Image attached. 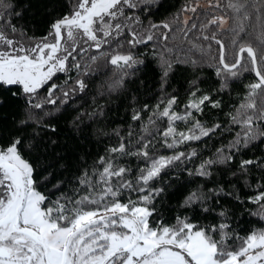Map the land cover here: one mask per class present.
Wrapping results in <instances>:
<instances>
[{"label": "snow or ice", "instance_id": "obj_1", "mask_svg": "<svg viewBox=\"0 0 264 264\" xmlns=\"http://www.w3.org/2000/svg\"><path fill=\"white\" fill-rule=\"evenodd\" d=\"M156 2L157 0H75L72 11L54 20L48 35L31 47H24L9 38L5 29L0 27V85L19 86L27 97L29 109L42 108L40 103H33L34 97L38 90L49 84L57 72L70 70V59L74 61L71 67L79 72L81 64L75 62V52L83 54L89 48L100 51L105 45L110 46L125 30L130 37L127 43L135 47L151 41L153 30L170 28L166 22L161 25L150 23L141 34L129 25V21L140 23V18L128 16V11L139 8L143 12ZM0 7L10 6L0 0ZM226 7L239 13L245 4L240 3V0H229ZM189 10L195 12L196 9ZM256 11L264 13V0H261ZM248 18L245 13L242 20ZM229 19L232 18L214 16L200 25L201 38L219 45V62L216 68V75L221 79L219 90L227 89L229 79L237 77L241 71H251L257 79L247 86L248 102L241 104L231 117L232 123L243 127L242 135L238 133L227 150L217 149L214 158L202 161L195 174L204 177L211 176L210 169L214 165L230 163L233 149L239 150L252 141L264 139V129L261 128V124H264V108L258 109L253 102L258 90L264 92V17H258L262 22V31L256 47L251 42H241L242 37L241 40L236 39L245 31L242 20L236 21L237 30L232 42L237 47L232 63L228 62L225 45L217 38L216 32L204 34L209 26H215L217 31L222 30ZM0 24H7L12 32L16 31L15 26L10 21H4L2 16ZM191 27L195 29L197 25L193 23ZM184 35L187 37L188 31ZM65 36L67 40L73 41L71 51L64 45ZM77 37L82 38L89 48H78ZM164 39L167 40L166 35ZM106 55L101 52V56ZM90 59L96 62L100 57L91 56ZM107 62L117 70L132 68L141 63L130 53L113 54ZM162 67L163 82L172 65L165 61ZM85 87L84 81L77 79L72 89L62 93L64 99L59 102L66 103L72 92L77 88L83 91ZM59 88L57 84H51L48 88L49 104L58 103L53 96ZM198 91L191 92L183 114L172 110L177 102L174 96L167 101L163 111H159L160 105H157V112L149 117L143 130L147 132L149 125L157 117L167 118L168 127L161 135L164 145L170 149L210 137L222 126L218 123L206 126L199 119H194L193 113H201L205 104L219 108L221 102L213 100L210 94L197 98ZM132 119L139 120L140 114H134ZM28 121L48 127L42 125L29 111L27 118L19 121L17 134L9 133L0 142V264H264V231L252 232L246 237L236 236L235 239L240 244L232 248L228 241L233 237L227 231L229 225L226 223L201 228L191 223L187 217L178 216L172 225L157 222L156 227L150 226L149 218L155 212V208L151 207L152 201L162 189H149V181L158 177L163 169L196 156L195 149L188 153L177 152L171 156L155 157L150 155L151 140L141 138L135 145V152H128L122 141L118 147L108 150L112 158H99L100 168L93 175L85 172L77 178L79 187L75 190V196L61 194L51 199L48 193L40 190L46 187L48 177L42 178L33 163L22 155L21 145L24 144L25 136L19 133ZM177 121H187L192 126L187 132H178L175 127ZM49 130L54 132L55 128ZM0 137H3V133H0ZM117 153L141 157L150 163L141 169L135 181L126 180L123 178L131 169L114 163ZM254 163L256 161L243 160L240 169L246 171ZM60 187V184L53 185V190L58 192ZM124 190L135 191L138 199L122 202ZM219 192L222 193L223 189H219ZM201 199L193 193L184 203L192 204ZM261 201H264V192L253 198V202ZM203 211L207 212L209 209L204 208ZM219 215L224 216L225 213L221 212ZM216 233H219L218 239L215 238Z\"/></svg>", "mask_w": 264, "mask_h": 264}, {"label": "trees", "instance_id": "obj_2", "mask_svg": "<svg viewBox=\"0 0 264 264\" xmlns=\"http://www.w3.org/2000/svg\"><path fill=\"white\" fill-rule=\"evenodd\" d=\"M196 1L199 0H157L143 12L139 8L132 9L131 12L140 18L138 32L141 34L150 23L161 25L166 22L170 28L153 30L151 41L135 47L127 43L130 37L125 30L110 46L105 45L100 51L75 52V62L81 64L79 72L71 67L74 61L70 59L68 72L55 74L48 85L38 90L33 103H40V109H29L27 97L19 86L0 85V133H3L0 142L9 133L17 134L19 121L26 119L29 111L42 125L48 126L42 127L34 121H28L19 134L25 136L24 144L21 145L24 158L33 163L42 178L48 177L46 187L40 190L48 193L51 199L61 194L75 196V190L79 187L77 178L85 172L93 175L100 168L99 158H112L108 150L118 147L122 141L128 152H135L137 141L141 138L151 140L150 155L155 157L188 153L195 149L196 156L163 169L158 177L149 181V189H162L152 201L151 207L155 208V212L149 218L150 226L156 227L157 222L172 225L178 216L187 217L201 228L226 223L229 225L227 231L233 237L228 244L234 248L240 244L236 236L246 237L252 232L264 231V201L253 202L254 197L264 192V139L252 141L239 150L233 149L232 161L227 165H214L210 169L211 176H199L195 171L203 160L214 158L217 149L227 150L237 134L242 135L243 127L232 123L231 117L241 104L248 102L247 86L256 82L257 78L251 71H241L237 77L229 79L227 89L219 90L221 79L216 75L219 45L201 38L200 25L214 16L228 15L221 8L211 7L201 9L188 20L189 23L183 24V9ZM2 3L10 7H0V16L16 28L12 32L7 24H0L6 34H15L25 41H35L49 33L54 20L72 11L75 0H2ZM240 3L245 4V7L239 13L232 10V19L222 30L217 31L215 26H209L204 32L206 35L216 32L217 38L225 45L229 63L234 61L237 47L232 42L237 20H242L245 13L249 17L242 20L245 31L236 37L237 40L242 37L241 42L258 46L262 31V22L258 17H264V13L256 11L261 0H240ZM193 23L197 25L195 29L191 27ZM185 31H188L187 37ZM165 35L167 40L164 39ZM101 52L107 55L101 56ZM116 53H130L141 63L117 70L107 62ZM91 56H99L100 59L93 62ZM100 60H105L103 67L88 71ZM165 61L171 63L172 67L162 82V65ZM77 79L84 81L85 89L80 91L77 88L66 103L59 102L64 99L62 93L72 89ZM51 84L60 86L53 96L58 100L55 105L47 102ZM197 89V98L210 94L213 100L221 102L219 108L205 104L201 113H193L194 119H199L206 126L217 123L222 126L210 137L170 149L164 145L161 135L168 127L167 118L157 117L147 132L143 130L149 117L157 112V105H160L159 111H163L167 101L174 96L177 102L173 109L183 114L191 92ZM253 102L258 109L264 108V92L258 90ZM136 113L140 114L139 120L132 119ZM185 123L188 130L192 125L187 121ZM52 127L55 128L54 132L49 130ZM261 128L264 129V124H261ZM243 160L256 163L242 171L240 164ZM114 163L131 169L123 179L135 181L141 169L147 167L150 161L117 153ZM56 184L61 185L58 192L53 190ZM219 189H223V192L220 193ZM193 193L202 199L185 204L186 198ZM122 196V202L125 203L129 199H138L135 191L124 190ZM204 208L209 211H203ZM221 212L225 215L220 216ZM215 238H219V233L215 234Z\"/></svg>", "mask_w": 264, "mask_h": 264}, {"label": "rangeland", "instance_id": "obj_3", "mask_svg": "<svg viewBox=\"0 0 264 264\" xmlns=\"http://www.w3.org/2000/svg\"><path fill=\"white\" fill-rule=\"evenodd\" d=\"M217 4L220 5L218 8H221L223 10V12H225L224 14L228 15V16H225V18H229L230 14L232 13V9L226 7V5L228 4V2L226 0H199V1L193 2V3L188 4L187 6H185V8L183 9V12H182L181 22L184 24V21H186V20L188 21L194 14L199 12L201 9H208V8H211V7H217ZM191 8H195L196 9L195 12L190 11L189 9H191ZM127 15L128 16H136L135 13H133L131 11H128ZM128 23H129V25L132 28H134L136 31H138V23H132L131 21H129ZM225 25H227V24H225ZM7 35H8L9 38L17 41L20 44H23L24 47H31L35 42L40 41V40H42L45 37L44 36V37H42V38H40L38 40H35V41H25V40H22V39L16 37L15 34H7ZM76 44H77L78 48L79 47L89 48V46L87 44H85L83 42V39L80 38V37H77ZM64 45L68 48L69 51H71V48H72V45H73V41L67 40V38L65 36ZM92 49H94V48H89L88 51H91ZM104 64H105V60H100L97 63H95L94 65H92L88 69V71H94L96 69H99V68L103 67ZM57 73H59V72H57ZM172 110L177 112L173 108H172ZM183 124H185L186 128H185V126H183ZM175 127H176L178 132H187L188 131L187 130V128H188L187 127V123H185V121H177L176 124H175ZM263 216H264V210H263Z\"/></svg>", "mask_w": 264, "mask_h": 264}, {"label": "bare ground", "instance_id": "obj_4", "mask_svg": "<svg viewBox=\"0 0 264 264\" xmlns=\"http://www.w3.org/2000/svg\"><path fill=\"white\" fill-rule=\"evenodd\" d=\"M38 40V39H37Z\"/></svg>", "mask_w": 264, "mask_h": 264}]
</instances>
